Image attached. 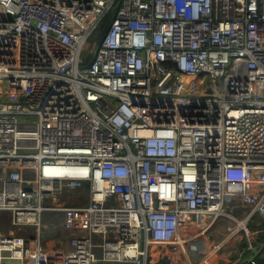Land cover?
<instances>
[{
	"label": "built area",
	"instance_id": "2783aa9c",
	"mask_svg": "<svg viewBox=\"0 0 264 264\" xmlns=\"http://www.w3.org/2000/svg\"><path fill=\"white\" fill-rule=\"evenodd\" d=\"M0 215V264L253 247L264 0H0Z\"/></svg>",
	"mask_w": 264,
	"mask_h": 264
},
{
	"label": "crops",
	"instance_id": "0c3cea01",
	"mask_svg": "<svg viewBox=\"0 0 264 264\" xmlns=\"http://www.w3.org/2000/svg\"><path fill=\"white\" fill-rule=\"evenodd\" d=\"M249 226L253 231H256L255 242L253 247L246 249L248 245L247 240L240 239H229L228 242L223 246V249L214 256L213 260L217 264L229 263L230 256L235 254V259L238 257L237 252H243V255L237 263L234 264H261L264 260V216L255 215ZM222 226L217 224L214 229L213 238L218 239L222 234ZM240 237V236H239ZM211 242V240H210ZM232 257V256H231ZM256 260L253 263L252 260Z\"/></svg>",
	"mask_w": 264,
	"mask_h": 264
},
{
	"label": "rangeland",
	"instance_id": "374dc122",
	"mask_svg": "<svg viewBox=\"0 0 264 264\" xmlns=\"http://www.w3.org/2000/svg\"><path fill=\"white\" fill-rule=\"evenodd\" d=\"M94 43H95V41L92 40L88 46V53H90V54H92V51H93L92 48L95 46ZM0 228L5 232H9V229L11 228L10 221L8 219H6L3 215H0ZM224 236H225L224 234H221L220 239H222ZM231 256H230V259L234 260L235 254L231 255Z\"/></svg>",
	"mask_w": 264,
	"mask_h": 264
},
{
	"label": "trees",
	"instance_id": "16d2710c",
	"mask_svg": "<svg viewBox=\"0 0 264 264\" xmlns=\"http://www.w3.org/2000/svg\"><path fill=\"white\" fill-rule=\"evenodd\" d=\"M106 27H107V26H104V29H103L102 31L99 32L98 36H97V37H96V36L94 37L95 41H97V39H99V38L101 37L102 33L106 30ZM94 44H95V43H94ZM91 57H92V56L89 55V56L87 57V60H86V61H87V62L90 61V60H91ZM261 264H264V260L261 261Z\"/></svg>",
	"mask_w": 264,
	"mask_h": 264
}]
</instances>
